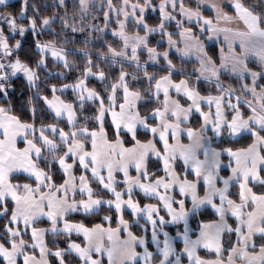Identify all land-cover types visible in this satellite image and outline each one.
Masks as SVG:
<instances>
[{"label": "snow or ice", "instance_id": "obj_1", "mask_svg": "<svg viewBox=\"0 0 264 264\" xmlns=\"http://www.w3.org/2000/svg\"><path fill=\"white\" fill-rule=\"evenodd\" d=\"M64 3L60 0L61 5ZM27 6L28 0H23L17 13L8 10L10 0H0V7L5 9L0 12V94L6 98L12 87L11 77L22 73L54 114V122L37 125L35 106L30 109L31 118L24 120L10 103L0 104V218L6 221L0 232V264H71L66 256L73 253L77 264H105V256L106 264H181V253L186 254L187 264H264V83L260 82L264 80V12H255L245 0H228L231 11L226 10L224 0H195L194 6L186 0H159L158 6L152 0H121L119 5L107 0L104 27L114 12L117 27L112 33L120 38L121 45L117 48L109 43L107 52L99 55L110 59L111 64L120 63L118 75L108 83L106 72L85 48L81 50L86 56L81 75L72 83L51 84L50 95H41L38 70L47 68L48 55L61 61L64 68L72 62L55 40L35 39L40 54L35 67L20 58L22 41L15 38L17 33L23 37L30 31L38 37V29L53 22L52 17L43 16L38 24L35 16L27 15ZM157 7L159 23L149 24L146 9L155 11ZM89 8L90 0H79L81 21ZM206 9L214 15H205ZM66 16L60 18L62 26L78 31ZM130 18L136 25L135 32L127 30ZM173 21L175 29L169 31ZM156 32L167 39L168 47L162 51L150 46L149 35ZM221 36L217 63L201 37L219 41ZM172 48L181 58L195 54L197 62L191 71L177 69L170 58ZM140 49L148 54L143 63ZM250 57H255L258 69L249 66ZM161 59L162 74L150 72L149 62L155 65ZM124 60L134 63L142 76L124 70ZM226 72L240 81L239 89L221 80ZM89 76L105 83L103 93L88 86ZM141 79L146 80L147 87L134 86L133 82ZM201 80L213 84L216 94L202 95L197 87ZM68 88L75 99L57 94ZM142 100L152 102L143 114ZM205 103L208 111L202 107ZM88 104L94 109L81 120L78 113L83 114ZM194 111L202 123L199 127L186 126ZM61 121H65L64 126ZM140 129L145 139L139 138ZM209 130L212 135H208ZM225 132L229 137L247 134L250 142L235 149L213 147V137ZM122 133L130 136L131 142L126 143ZM185 135L187 143L181 139ZM224 153L229 157L230 174L226 176L221 175ZM150 156L160 164L155 171L149 170ZM178 158L183 161V175L176 170ZM53 162L62 173L59 182L52 173ZM76 169H80L79 175ZM161 171L163 175L158 174ZM116 173H122V180ZM17 174H25L24 182L13 181ZM190 174L193 179H189ZM93 182L100 187L93 188ZM252 182H258L260 190H254ZM231 188L237 191L231 192ZM137 189L156 203L141 204L134 199ZM185 197L191 199L190 208ZM103 205L108 206V212L114 210L115 227L111 225L113 217L107 214L103 220L109 222L108 226H89L69 218L77 212L94 214ZM207 206L218 220L201 222L199 235L192 238L189 217ZM126 210L131 211L136 223L144 218L152 225L155 252L149 250L144 235L132 230L133 224L124 216ZM162 211L170 220L166 221ZM44 217L48 226H37ZM230 218H234V225L229 223ZM181 222L183 231L177 229L176 237L162 227ZM48 233L67 237V247L56 246L55 239L50 247ZM73 233L82 239H72ZM225 233L229 234L227 241ZM176 238L183 241L179 250L173 243ZM201 247L213 253L212 258L200 255Z\"/></svg>", "mask_w": 264, "mask_h": 264}, {"label": "trees", "instance_id": "obj_2", "mask_svg": "<svg viewBox=\"0 0 264 264\" xmlns=\"http://www.w3.org/2000/svg\"><path fill=\"white\" fill-rule=\"evenodd\" d=\"M23 1L17 0L12 3H10V8L8 10L19 12L20 7L22 6ZM250 8H252L257 13L264 12V3L261 0H247L246 3ZM35 6V7H33ZM5 11L4 8L0 7V12ZM104 11H106V7L104 6H97L95 4L90 5L89 11L86 15H84L83 21H81V13L79 11V0H65L64 5L60 4V0H28V6H27V15L28 16H35L37 19V23H40V19L43 16H49L53 18V22L50 26H45L42 29H38V31L41 33L38 37H34L31 32H26L23 37L19 36L17 33L16 39H20L22 41V46L18 51V54L22 60L27 61L29 64H31L33 67H35V61L39 59V52L34 46L35 39H40L42 41L47 40H55L60 46H62L64 49H66L68 53V59L71 63V66L69 68H64L62 64L54 62L51 59H47V68H40L39 76L40 79L37 82L39 85V93L41 95L48 94L50 95V88L49 85L55 83L59 86V84H68L75 81L77 77L81 75V70L84 67L86 56L84 55V52L81 51L82 49H87L89 54L92 56L94 63H99L100 67L106 72V75L109 77L108 83L111 82L113 78H115L119 71H120V63L111 64L110 59L105 60L102 59L99 55L101 51L107 52V45L110 43L114 47L119 48L121 45V41L117 39V36H114L112 33V29L117 27L116 21L114 19H110L108 26L104 27ZM65 13H67L66 18L69 20V23L75 22V26L78 31H73L71 27H63L61 23V17L65 16ZM146 20L149 24L155 25L159 23V19L157 15H151L149 13L146 16ZM23 23H27V20L22 21ZM93 25L95 27H93ZM189 26V25H186ZM6 28V26H5ZM98 29H103L102 31H99ZM127 30L130 32L137 31L136 25L134 22H130L127 25ZM174 30V24H172L169 27V31ZM141 34L143 33L142 28L140 29ZM162 36L160 34H151L150 39V46H157L159 50H163L166 46L165 44H157L158 40ZM176 37V36H174ZM14 41H10V43H13ZM61 42H63L61 44ZM210 55L213 56L214 59L218 62V47L215 44H208L206 48ZM143 58H145V55L142 54ZM170 58L173 59L174 63L177 65V69L180 67H184L186 70L191 71L192 67L196 64V61L190 60L185 61L180 59L176 54L171 53ZM163 60L159 62V64H148V70L150 72H156L157 74H162L161 71V65H163ZM250 67H253L254 69H258L259 66H257L255 63L250 62ZM124 70H126L129 73H135L138 76H142V71L137 70L136 67H134L131 64H127L123 62ZM96 70L95 68L93 69ZM63 73V75H61ZM174 78H179L178 76H174ZM131 79V77H129ZM221 80L225 83V85H232L233 87L239 89L240 81L237 80L234 76L223 74L221 76ZM134 86L136 87H147L146 80L141 79L139 83L133 82ZM194 83H196L194 81ZM261 83H264V80L261 81ZM88 86L89 87H95L98 91H101L103 93L105 88V83L100 81L97 78H91L88 80ZM197 87L201 91L202 94H216V89L213 84H209L205 81H200L197 83ZM9 94L5 98L2 94H0V104H11V107L17 115H20L21 119L28 120L31 118V107L35 106L37 108V118L36 123L39 125L41 122L50 123L53 121V114L46 109V106L43 104V102L40 100L39 96L37 95V88L31 87L27 80L23 77L22 73H18L17 76L14 77L12 87L8 90ZM60 95L63 96L64 99L67 100H73L75 99V93L73 91H65L61 93ZM151 101L142 100L140 102V107L143 111L145 108L151 104ZM41 109H44V111H41ZM94 109V106L91 104L86 105L85 111L83 114L78 113L80 116V119L83 120V116L88 115L90 116L92 113V110ZM150 110V109H149ZM151 122V121H150ZM61 126H64L65 121H61ZM190 127H198L200 125V117L197 114H193L190 120ZM148 135V134H147ZM125 138L126 143L131 142V138L128 135H123ZM138 136L140 139H145L146 134L144 131H139ZM149 136V135H148ZM250 142V137L246 134L241 136L240 138L236 140H221L217 142L216 146L218 148L220 147H232V148H241L246 147L247 143ZM41 166H43V161H41ZM150 171H155L158 167H160L159 162L151 160L148 164ZM58 165L53 162L52 163V173L54 176V179L57 180V182L60 181V177L62 176V173L58 170ZM76 172L79 173L80 169H76ZM158 174L162 175V171ZM15 181H23L25 177L18 176L14 178ZM93 188H99L100 186L93 182L92 183ZM261 185L254 186V190H260ZM231 192H236V188H233ZM203 193V192H201ZM107 198V197H105ZM134 199H138L141 204L144 203H153V200L143 196L140 193H136L134 195ZM107 206H102V209L94 214H85L81 212L73 213L70 219H74L77 221H83L89 226L96 224V223H103L106 225V221L103 220L104 215H111L113 217L111 221L112 227L116 226V214L114 210L112 212L107 211ZM125 219H128L132 224V230L136 232L138 235H142V227L141 222L136 223L134 222L133 217L129 212L124 213ZM217 217L214 215V213L206 208L202 211H200L198 214H196L191 220H190V226L192 227L193 231H195L193 234L196 235V231L200 229L201 222H211L215 220ZM6 221L4 218L0 219V232H2V225ZM234 225V222H232ZM49 224L46 220H41V222L37 225L39 227H47ZM177 229L180 231L183 230V225H174V226H167V231L172 234L176 235ZM149 236V235H148ZM150 237V236H149ZM229 238V234H226L225 241H227ZM55 239L56 246H59L61 248L67 247V237L59 236V237H53L51 233H48L46 236V240L49 241V246L52 247L51 241ZM72 239H82L81 237H78L77 235H72ZM231 240L234 243V234H231ZM227 243L225 244V247H227ZM177 249L182 248L181 243H177L176 245ZM200 255L204 256L205 258H212L214 255L213 253H209L206 250H200ZM226 255V254H225ZM50 259L54 260V258L50 257ZM66 261L71 262V264H77V258L70 254L66 256ZM184 264H187V260H183ZM58 264V262H57Z\"/></svg>", "mask_w": 264, "mask_h": 264}, {"label": "crops", "instance_id": "obj_3", "mask_svg": "<svg viewBox=\"0 0 264 264\" xmlns=\"http://www.w3.org/2000/svg\"><path fill=\"white\" fill-rule=\"evenodd\" d=\"M143 34V33H142ZM151 34H160L159 32H156V33H151ZM151 34L149 35V41H150V39H151ZM175 38H177V37H174V39ZM117 39L120 41V38L117 36ZM201 39H203L204 40V43H205V47L207 48V45L209 44H215V45H217V47H218V62L217 63H219V58H220V56H221V46H222V41H223V38L222 39H220L219 41H217L215 38H212L211 40H209V39H206L205 37H201ZM157 44H165V48H167L168 47V44H167V39H166V37H161L159 40H158V42H157ZM223 47H224V53L225 54H227V52H228V49H227V46H226V44H224L223 45ZM237 51H239V48H238V42H237ZM171 53H174V54H176L180 59H182V60H185V61H190V60H193V61H196V56H195V54H193V55H191V56H189V57H183V58H181V56H180V54H178V53H176V51H175V49L174 48H172V49H170V54ZM139 54H140V57L142 56V54H144L145 55V58H143V57H141V63H143L146 59H147V51L146 50H143V49H140L139 50ZM47 59H51V60H53L54 62H57V63H60V64H62L63 65V63L61 62V61H55L50 55H48V57H47ZM162 60V59H161ZM250 60H252V61H254V62H257L256 61V59H255V57H250L249 58V63L251 62ZM124 63H127V64H131V65H133L134 67H135V64L134 63H132V62H128L127 60H124L123 61ZM197 62V61H196ZM258 63V62H257ZM149 64H153V62H149ZM154 65V64H153ZM258 66V65H257ZM43 68V67H42ZM224 74H228V75H231V76H234L235 77V75H233V74H231V73H224ZM91 78H97V77H94V76H89L88 77V80L89 79H91ZM236 78V77H235ZM98 79V78H97ZM203 81V80H202ZM88 82V81H87ZM249 82H250V78H249ZM261 82V81H260ZM65 91H72V89L71 88H68V89H66V90H64L63 92H65ZM58 95H60L61 93L60 92H58L57 93ZM202 94V93H201ZM202 95H208V94H202ZM212 95H215V94H212ZM233 102H235L234 101V99H233ZM202 107L204 108V110L205 111H208L209 109H208V107H207V104L205 103L204 105H202ZM212 111L214 112L215 111V105L213 104V107H212ZM230 111V110H229ZM197 114L199 117H200V115H199V113H196L195 111L193 112V114ZM53 114V113H52ZM192 114V115H193ZM54 115V114H53ZM192 115H191V117H192ZM191 117H190V120H191ZM190 120H189V123H190ZM200 123H202V118L200 117ZM186 126H190V124H188V125H186ZM199 127V126H198ZM139 131H144L143 129H140ZM125 133H122V135H124ZM125 135H127V134H125ZM149 136H150V134H148ZM208 135H212V132H211V130H209V132H208ZM244 135H246V134H244ZM130 137V136H129ZM241 136H237V137H229L228 135H227V133L225 132V134L223 135V136H221V137H213V144H212V146L213 147H217L216 146V144H217V142H219V141H221V140H236V139H238V138H240ZM131 138V137H130ZM181 139H182V141L184 142V143H187L188 141H187V137H186V135L185 136H182L181 137ZM19 146H23L22 145V143H20V145ZM218 148V147H217ZM221 159L224 161V164L222 165V170H221V175L222 176H226V175H229L230 174V169H228L227 168V161L229 160V157H228V155H227V153H224L223 155H222V157H221ZM151 160H154V161H157L158 162V160L156 159V157H154V156H150V158H149V160H148V164H149V162L151 161ZM176 170H177V172H180L181 173V175H183V172H184V165H183V161L182 160H180L179 158L176 160ZM131 172H132V174L133 175H135V171H134V169L133 170H131ZM189 172H190V169H189ZM76 174L77 175H79V173H77L76 172ZM116 175H117V177H119L120 179H122V173H116ZM162 175H163V172H162ZM262 175H264V173H262ZM18 176H22V177H25V174H17V175H14L13 176V181L15 182V177H18ZM118 178V179H119ZM194 177L190 174L189 175V179H193ZM20 182H23V181H20ZM219 183V182H218ZM201 184H202V182H201ZM122 185V187H123V184H121ZM257 185H260L258 182H252V184H251V186L254 188V186H257ZM233 188H231L230 189V191L232 190ZM236 191H237V189H236ZM177 192H178V190H177ZM201 192H203L202 191V188H201ZM200 192V194L202 195L203 193H201ZM136 193H140V194H142L143 196H144V194L142 193V192H140L138 189L137 190H135L134 191V193H133V197H134V195L136 194ZM178 198H180V197H178ZM150 199V198H149ZM151 200H153V199H151ZM185 200H186V206L187 207H191V199H190V197H185ZM153 203H156V201L155 200H153ZM103 206H107V205H103ZM108 207V206H107ZM206 208H208V209H210L213 213H214V215H215V212H214V210H212L211 209V207L210 206H207V207H201L200 209H199V211L197 212V213H195V214H191L190 215V217H189V229H190V231H189V235H191L192 236V238H195V236H197V235H199V230L198 231H196V235H194L193 233L195 232V231H193V229H192V227L190 226V220L196 215V214H198L200 211H202V210H204V209H206ZM127 212H129L130 214H131V211L130 210H126ZM125 211V212H126ZM81 213H83V212H81ZM161 215H164L165 216V219H166V221L167 220H170V217H168L167 216V214H166V212H164V211H162L161 212ZM216 216V215H215ZM217 217V216H216ZM1 219V218H0ZM133 219H134V222H135V218L133 217ZM42 220H46L47 221V218L45 217V218H42ZM216 220H218V217L215 219V220H213V221H216ZM139 222H141L142 224H141V227L143 228V230L145 229V227H143L145 224H146V221H145V219L144 218H141L140 219V221ZM212 222V221H211ZM232 222H234V218H230L229 219V223H232ZM106 225L105 226H108V221H106ZM206 223H210V222H206ZM180 224H182L183 225V223L181 222ZM174 225H179V224H174V223H171V224H168V223H166L165 225H163V229H164V231H167V226H174ZM146 229H148L147 231H145ZM146 229L144 230L145 232L142 234V235H144L145 237H146V239H147V241H148V246H149V250L150 251H153V252H155V250H156V246H155V244H153L152 243V241H151V231H152V225L150 224V223H147L146 224ZM183 231V230H182ZM168 232V231H167ZM169 233V232H168ZM74 235H76L75 233H73ZM170 234V233H169ZM226 234L227 233H225L224 234V239H225V236H226ZM234 234V233H233ZM121 235H123V233H121ZM150 237H149V236ZM47 236V235H46ZM170 236H172V237H176V235H172V234H170ZM82 238V237H81ZM160 239H161V241L163 240V233L161 232L160 233ZM256 240H257V243L259 244L260 243V239H259V236H257L256 238H255ZM234 242H235V234H234ZM173 243H174V245L176 246L177 245V243H181V245H182V247H183V241L181 240V239H179V238H176V239H174V241H173ZM139 251H142L143 249L141 248V249H138ZM200 250H206L207 252H209V250H207V249H204V248H200V249H198V251L200 252ZM210 253V252H209ZM72 255H74L75 256V254L73 253ZM181 255V264H184L183 263V260L184 259H186L187 260V256H186V254H183V253H181L180 254ZM172 259H175V257H172ZM104 260H105V264H106V261H107V257L105 256L104 257ZM141 264H142V262H141Z\"/></svg>", "mask_w": 264, "mask_h": 264}, {"label": "rangeland", "instance_id": "obj_4", "mask_svg": "<svg viewBox=\"0 0 264 264\" xmlns=\"http://www.w3.org/2000/svg\"><path fill=\"white\" fill-rule=\"evenodd\" d=\"M14 1H17V0H10V3H12V2H14ZM23 1V0H22ZM263 3H264V0H261ZM120 2H121V0H113V3L114 4H116V5H119L120 4ZM141 2H142V0H141ZM186 3H189V4H192L193 6L195 5V0H186ZM245 3H247V0H245ZM93 4H95V5H97V6H104V7H106V10H108L107 9V0H90V5H93ZM152 4H154V5H157L158 6V4H159V0H152ZM224 4L226 5V10H228V11H231V9L229 8V7H227V5H228V0H224ZM149 13H151V15H157L158 16V7H157V9L155 10V11H153L151 8H149V9H146V14H145V18H146V16L149 14ZM204 14L205 15H214V13L213 12H211V11H208L207 9L205 10V12H204ZM122 18V17H121ZM110 19H114L115 21H116V14L113 12V13H110ZM130 22H134L131 18L129 19V21H128V23H127V25L130 23ZM172 24H174V29H175V22L173 21L172 22ZM178 31V30H177ZM215 38V37H214ZM223 37L221 36V38L220 39H222ZM238 42V41H237ZM251 62H253V63H255L256 65H258V63L257 62H254V61H252V60H250ZM157 159V158H156ZM119 178V177H118ZM123 178V177H122ZM120 179V178H119ZM120 180H122V179H120ZM120 187H122V185H120ZM45 218V217H44ZM166 224V223H165ZM164 224V225H165ZM168 224H171V223H168ZM159 226V225H158ZM163 227V226H162ZM142 229V232L144 233L145 231H147L148 229H144L143 230V228H141Z\"/></svg>", "mask_w": 264, "mask_h": 264}, {"label": "built area", "instance_id": "obj_5", "mask_svg": "<svg viewBox=\"0 0 264 264\" xmlns=\"http://www.w3.org/2000/svg\"><path fill=\"white\" fill-rule=\"evenodd\" d=\"M14 77H11V84L13 83Z\"/></svg>", "mask_w": 264, "mask_h": 264}]
</instances>
